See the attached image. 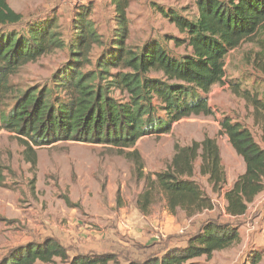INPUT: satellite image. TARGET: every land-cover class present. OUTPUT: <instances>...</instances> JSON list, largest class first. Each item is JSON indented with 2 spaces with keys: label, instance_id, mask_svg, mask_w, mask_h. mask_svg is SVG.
Masks as SVG:
<instances>
[{
  "label": "trees",
  "instance_id": "trees-1",
  "mask_svg": "<svg viewBox=\"0 0 264 264\" xmlns=\"http://www.w3.org/2000/svg\"><path fill=\"white\" fill-rule=\"evenodd\" d=\"M111 2L116 28L103 53L93 62L94 45L103 43L91 18L94 3L79 5L72 21L71 57L52 76L54 88L62 96H55L53 88L27 90L7 113L0 108V131L7 129L26 136L39 147L60 141L131 147L142 137L170 132L173 123L183 118L212 114L207 94L214 85L225 83L228 53L244 41H253L256 35H264V0H196L198 17L193 20L173 10L160 9L180 32L187 34L191 53L175 57L157 40L133 49L128 46L130 0ZM22 18L7 0H0V106L10 91V76L18 67L65 45L56 16L32 21L22 32L12 28ZM175 41L186 42L178 38ZM92 65L94 68L85 70ZM151 72L160 76H151ZM229 83L233 92L252 106L255 122L264 119V100L241 88L240 82ZM117 88L127 92L128 97L113 96ZM221 128L245 163L244 173L224 191L227 213L240 216L264 191V148L248 127L228 116L221 121ZM28 148L32 149L30 145ZM198 157L200 173L208 175L212 191L223 190L227 177L214 139L206 137L184 147L176 144L169 167L155 173L151 189L141 194L140 210L147 212L153 187L164 194L172 213L180 209L192 217L213 209L211 197L190 179ZM2 179L0 169V184ZM183 241V245L166 246L142 260L126 262L198 264L196 259L210 258L214 252L239 243L241 235L236 225L215 217L204 220ZM57 260L62 264H110L116 261V255H71L56 237L47 236L40 242L11 248L0 264H50ZM249 261L258 264L260 255L252 254Z\"/></svg>",
  "mask_w": 264,
  "mask_h": 264
},
{
  "label": "rangeland",
  "instance_id": "rangeland-1",
  "mask_svg": "<svg viewBox=\"0 0 264 264\" xmlns=\"http://www.w3.org/2000/svg\"><path fill=\"white\" fill-rule=\"evenodd\" d=\"M92 1L91 15L102 45H94L93 62L110 44L116 28L115 7L111 0H7L22 14V20L12 25L19 31L32 21L56 16L58 30L65 45L37 60L25 63L10 76V91L1 103L8 112L17 98L29 89L53 88L55 96H62L54 88L52 76L71 57L74 37L72 21L79 5ZM173 10L188 19L198 17L196 0H130L128 7V46L136 49L150 40L159 41L175 57L191 53L187 34L160 11ZM186 42L179 43L175 39ZM226 81L214 85L207 94L213 113L191 115L176 121L168 133L151 134L140 138L131 147L77 141H60L46 146H35L26 136L2 129L0 131V259L11 248L28 242H40L51 231L52 224L62 216L73 213L83 219L91 217H121V213L140 210L139 198L155 173L165 171L172 162L175 145L190 146L204 138L214 139L219 147L221 163L227 183L223 190L213 192L208 175L200 173L201 158L194 161L192 178L208 194L213 209L205 210L203 218L217 217L222 223L238 227L241 241L227 249L216 251L212 257L196 259L198 264H250L249 257L259 254L258 264H264V191L248 205L243 216L233 217L226 211L224 191L229 189L245 171V163L232 147L228 136L222 132L221 121L228 116L248 127L264 148V119L254 120L253 108L236 95L229 83L240 82L264 100V35L253 41H244L226 57ZM94 68L87 66L85 70ZM115 71V70H113ZM151 76L160 73L151 72ZM116 98H127L120 88L113 91ZM28 145L31 146L29 150ZM152 200L145 214L163 210L164 194L152 188ZM143 202V200H142ZM226 202V204H225ZM141 211V210H140ZM211 211V212H210ZM142 212V211H141ZM64 221V220H63ZM51 223V225H50ZM184 238L174 240L181 243ZM157 245L144 250L136 245L128 251L117 253L110 264H126L127 260H142L154 251H161L167 243L158 239ZM62 264L60 260L56 263Z\"/></svg>",
  "mask_w": 264,
  "mask_h": 264
},
{
  "label": "crops",
  "instance_id": "crops-1",
  "mask_svg": "<svg viewBox=\"0 0 264 264\" xmlns=\"http://www.w3.org/2000/svg\"><path fill=\"white\" fill-rule=\"evenodd\" d=\"M163 203L162 212L156 211L151 214H145L140 210L131 213L122 212L119 218L83 219L69 213L53 222L51 231L46 237H56L69 249L71 255L117 253L122 250L128 251L135 245L137 249L138 245H141L146 250L152 248L154 244L157 245L158 239H163L167 243L166 246L183 245L184 241L174 243V240H182L183 233L186 236L195 233L201 223L209 218L208 216L202 219L205 210L192 217H188L180 209L172 213L168 208L167 199H163Z\"/></svg>",
  "mask_w": 264,
  "mask_h": 264
}]
</instances>
